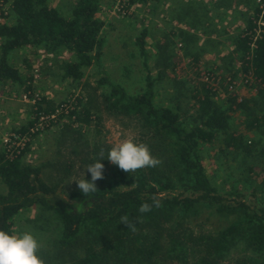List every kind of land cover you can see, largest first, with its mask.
<instances>
[{
  "label": "trees",
  "instance_id": "obj_1",
  "mask_svg": "<svg viewBox=\"0 0 264 264\" xmlns=\"http://www.w3.org/2000/svg\"><path fill=\"white\" fill-rule=\"evenodd\" d=\"M146 1L151 0H130ZM242 1L214 0L209 4L203 0L196 9L191 6L186 10L192 22L187 21L188 25L208 30L209 36L192 53L197 63L207 45L223 42L222 22L230 14L229 7ZM249 1L251 13L242 18V25L231 37L230 64L221 73L206 70L203 79L193 80L192 120L186 116L190 108L182 103L171 106L156 102V82L163 77L162 72L158 78L148 72L145 89L136 94L107 76L103 78L110 86L104 94L108 113L140 122L148 132L152 155L162 161L159 166L126 173L114 165L111 182L96 184L98 191L84 196L79 188L67 194L60 183L44 179L40 166L23 162L26 146H19V152L0 148V181L6 185V190L0 191V230L15 233L16 216L25 208L38 206L41 218L51 213L62 224L54 249L41 252L46 264H264V145L246 135L247 130L264 134V8ZM10 2L15 21L0 22V83L16 82L33 89V75L23 79L19 67L9 59L13 50L27 46L66 48L73 59L62 60L60 68L63 76L72 80L81 78L85 67L100 62L104 26L97 16L100 0H76L69 15L50 0ZM146 33L143 30L139 44L147 57ZM178 33L186 34L183 30ZM239 73L247 79L248 88H255V95L237 92ZM219 80L220 85L215 83ZM220 86L229 93L226 103L218 98ZM81 99L66 113L64 102L41 97L31 105L34 118L14 131L29 137L27 145L40 130L42 116L45 122H53L55 114L58 120L68 116L72 126H91L96 114L84 104L79 108ZM238 111L243 115L240 127L233 120ZM218 140L223 150L240 152L244 160L251 158L246 163L254 172L249 174L253 183L262 176L250 194L238 186L223 190L211 178L199 151ZM153 197L161 206L141 214L140 205L152 204ZM124 215L133 222L141 219L137 231L120 223ZM194 216L215 224L216 229L196 234L189 226Z\"/></svg>",
  "mask_w": 264,
  "mask_h": 264
},
{
  "label": "rangeland",
  "instance_id": "obj_2",
  "mask_svg": "<svg viewBox=\"0 0 264 264\" xmlns=\"http://www.w3.org/2000/svg\"><path fill=\"white\" fill-rule=\"evenodd\" d=\"M75 1L50 0L51 4L66 15L70 14ZM163 1L137 2L135 5L127 4L123 7L124 3L118 0H100L97 16L104 21L100 62L85 67L83 76L76 80L63 76L64 71L60 68L62 60L73 59V54L66 48L53 50L40 45L13 50L9 59L19 67L22 78L29 80L33 74L38 75L36 77L33 75V89H26L25 84L16 82L0 83V148L6 146L3 141L5 133L28 125L34 118L31 108L34 102L25 98L27 92L31 93L32 99L34 96H40L56 103L64 102L66 113L78 104L79 98H82L79 108L84 104L96 114L92 125L72 126L68 116H63L60 120L54 116L53 122L40 119L38 121L40 130L31 136L30 143L25 145L22 160L40 166L44 179L49 183H60L68 194L78 188L75 180L82 179L83 176L91 180V174L86 171L87 166L93 163L99 151L104 149L105 159L101 163L105 166V178L96 181V184L106 186L112 180L111 173L114 169V165L106 159L107 151L124 139L131 138L147 146L150 139L148 132L141 128L137 119L108 113L104 94L110 90V86L103 81L105 76L123 85L130 94H136L145 89L148 72L155 78L162 72L163 77L158 78L156 82V102L171 106H176L177 102H180L190 108L186 116L192 120L195 110L190 87L194 81L204 78L202 75L206 70L221 73L224 66L230 64L233 57L227 53L231 49V37L242 25V18L251 13L253 7L250 6L252 3L250 4L249 0H243L239 6L233 4L229 7L230 14L223 20L224 24L220 29L223 42L207 45V48L201 51L197 63L192 53L197 51L198 47L202 46L201 42L209 36L208 30L202 25L196 27L188 25L186 22H190L191 19L186 17L187 9L182 11L184 17L180 14L176 16L172 6ZM213 1L206 0L209 4ZM125 9L129 11L125 12ZM10 11L4 19L6 22L15 21ZM213 14L216 15V11ZM174 16L181 17L179 19L181 24H176ZM145 29L147 57L142 53L139 44ZM181 30L186 34L178 33ZM166 63L168 65H165ZM236 76L237 92L240 95H255V88H248L247 79L243 74L239 73ZM220 82L221 80L215 83L220 85ZM218 93L220 102L226 103L229 93L225 87L220 86ZM61 111L63 109L59 108V112ZM242 116L239 111L233 113V120L239 127ZM246 135L248 139L260 140V145H264L262 132L247 130ZM222 144L218 140L203 146L199 151L211 178L223 190L238 186L241 191L250 194L262 176L256 177L257 181L253 183V178H250L249 174L254 172L249 170L246 163L251 158L244 160V155L240 152L223 150ZM8 147L18 152L22 149L13 145ZM5 190L6 185L0 181V191ZM40 213L38 206L23 209L15 218V233L30 230L42 241L43 249L52 250L55 247V240L62 231V224L58 216L47 213L41 218ZM189 221V226L196 234L216 229L215 224L201 222V217L194 216Z\"/></svg>",
  "mask_w": 264,
  "mask_h": 264
},
{
  "label": "clouds",
  "instance_id": "obj_3",
  "mask_svg": "<svg viewBox=\"0 0 264 264\" xmlns=\"http://www.w3.org/2000/svg\"><path fill=\"white\" fill-rule=\"evenodd\" d=\"M105 159V151L101 149L94 158V162L87 166L86 171L91 174V180L84 178L75 180L79 190L84 196L98 191L96 181L104 179L105 166L101 163ZM106 159L126 173L136 172L143 168H154L162 161L154 157L149 147L144 143H137L133 139H124L115 143L108 151ZM152 204L147 202L140 205L141 214L152 211L153 207L159 208L161 202L153 197ZM142 222L139 217L133 222L128 215L120 218V223L127 226L128 230L137 231V223ZM44 245L30 230L18 233H9L0 230V264H46L41 255Z\"/></svg>",
  "mask_w": 264,
  "mask_h": 264
},
{
  "label": "built area",
  "instance_id": "obj_4",
  "mask_svg": "<svg viewBox=\"0 0 264 264\" xmlns=\"http://www.w3.org/2000/svg\"><path fill=\"white\" fill-rule=\"evenodd\" d=\"M120 3H124L123 7H125L127 4L128 5H135L137 2H130V0H118ZM257 3L260 4L261 7L264 8V0H256ZM10 4L11 2L9 0H0V22L5 21V17L9 14V10H10ZM129 11L125 9V12ZM37 72V69H35ZM35 75V77L38 75V73L33 74ZM25 98L26 99H30L29 101H33L34 103L37 101V99H40V96H34V98L32 99L30 97V93H26L25 94ZM32 99V100H31ZM55 116V114L53 115V117ZM46 117L42 116L40 119L41 121H43ZM36 129V128H35ZM34 129V130H35ZM29 140L27 135H20L19 133L13 131L7 132L4 134L3 137V141L5 143V145L8 146H15V147H24L27 143V141ZM9 148V147H8Z\"/></svg>",
  "mask_w": 264,
  "mask_h": 264
},
{
  "label": "crops",
  "instance_id": "obj_5",
  "mask_svg": "<svg viewBox=\"0 0 264 264\" xmlns=\"http://www.w3.org/2000/svg\"><path fill=\"white\" fill-rule=\"evenodd\" d=\"M201 1H203V0H164L163 2H166V3L170 4V6H172L171 7L172 10H174L176 12L174 15L177 16L178 14H180L182 16L183 15L182 14L183 9H189V7H191V6H193L196 9V6L199 7L197 5V3H199V5H200ZM204 1H206V0H204ZM193 3H195V4H193ZM182 17H184V16H182ZM180 18L174 17V19L176 20V24H181L179 22Z\"/></svg>",
  "mask_w": 264,
  "mask_h": 264
}]
</instances>
